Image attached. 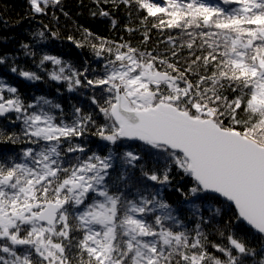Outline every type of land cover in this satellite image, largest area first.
Listing matches in <instances>:
<instances>
[{"label":"snow or ice","instance_id":"1","mask_svg":"<svg viewBox=\"0 0 264 264\" xmlns=\"http://www.w3.org/2000/svg\"><path fill=\"white\" fill-rule=\"evenodd\" d=\"M29 3L47 15L62 0ZM93 3V16L135 14L125 31L140 43L81 28L67 37L91 52L80 69L47 53L36 64L51 62L49 81L67 92L91 93L93 111L26 102L0 77V145H23L0 149V264H264V0ZM153 30L164 38L148 48ZM35 35L58 38L48 25ZM7 71L44 79L15 62ZM176 177L191 185L174 189L183 218L162 198Z\"/></svg>","mask_w":264,"mask_h":264},{"label":"trees","instance_id":"2","mask_svg":"<svg viewBox=\"0 0 264 264\" xmlns=\"http://www.w3.org/2000/svg\"><path fill=\"white\" fill-rule=\"evenodd\" d=\"M43 7V5H42ZM105 11H110V5L101 4ZM62 8V11H61ZM53 11L58 19H54ZM97 11L96 5L93 0H62L59 7L53 8L51 6L47 9V15L34 14L29 0H0V56L7 57L5 64L0 65V77L4 78L5 83L18 88L22 98L28 102L33 101L34 96L44 95L47 99L53 102L60 103L65 112L71 111V106L76 105L83 109L84 112L93 111L88 96L91 93L80 90L76 93H69L65 90L63 84H58L54 81H49L47 73L54 69L51 62H46L44 71L36 67L39 63L41 56L45 53L55 55L65 61L72 62L73 66L80 69L84 60H91V52L89 48L78 49L75 45L67 39L68 36H73L77 40L82 39L81 28L88 29L96 36L104 37L108 40L120 41L123 37L125 40L131 41L133 46L140 43L142 39L139 33L129 35L125 31V25L129 27H137L139 24L138 19L133 14V19H128L127 13L121 8L118 12H112L110 18H105L100 15L93 16L92 12ZM64 13L68 15L65 16ZM115 20L116 24L113 25L112 21ZM43 25H48L49 28L58 33V38L55 39H41L35 33L42 30ZM47 35V33H46ZM155 30L151 34V40L148 48H152L159 39H163ZM27 43L31 45V50L35 51L37 55L33 57H26L24 50L20 45ZM163 47V46H161ZM15 62L16 66L23 68L27 71L36 72L44 79L38 82H29L7 71ZM96 65H93L95 67ZM61 89L58 94L56 89ZM34 102V101H33ZM0 123H3L0 121ZM8 132L19 131V128L9 127ZM85 142L87 147L93 151H99L101 155L107 154V148L104 142L99 141L96 137H86ZM23 145H0V149L8 151L10 149L18 150ZM119 151V149H118ZM179 185L183 188L184 192L188 191L191 186L190 182H180L179 177L173 180L172 189L165 188L162 192V198L173 207L181 209V215H187V210L181 208L183 197L180 192L175 191V187ZM208 216L207 210L203 213ZM222 223V221H221ZM191 226V225H190ZM206 231L212 233L209 239L216 243H227L226 240L215 234L214 228H208ZM254 235V234H253ZM251 245L258 246V239L251 238Z\"/></svg>","mask_w":264,"mask_h":264}]
</instances>
